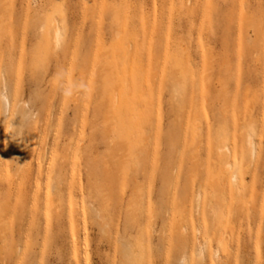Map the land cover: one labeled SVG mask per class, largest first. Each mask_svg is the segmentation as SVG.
Listing matches in <instances>:
<instances>
[{"label": "rangeland", "instance_id": "1", "mask_svg": "<svg viewBox=\"0 0 264 264\" xmlns=\"http://www.w3.org/2000/svg\"><path fill=\"white\" fill-rule=\"evenodd\" d=\"M0 264H264V0H0Z\"/></svg>", "mask_w": 264, "mask_h": 264}, {"label": "bare ground", "instance_id": "2", "mask_svg": "<svg viewBox=\"0 0 264 264\" xmlns=\"http://www.w3.org/2000/svg\"><path fill=\"white\" fill-rule=\"evenodd\" d=\"M4 100H5V102H6V106H7V108H9V107H10V102H9V100H8V98H7L6 96L4 97ZM251 140L253 141V138L250 137L249 140H248V144H249V147H250L252 153L254 154V152H255V147H254L253 144H255V143H253ZM202 251H203V250H202Z\"/></svg>", "mask_w": 264, "mask_h": 264}]
</instances>
